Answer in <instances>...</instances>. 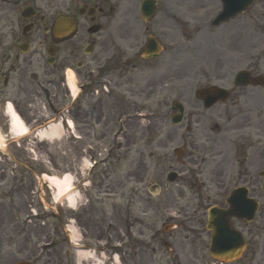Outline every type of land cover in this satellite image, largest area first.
<instances>
[{
	"label": "rangeland",
	"instance_id": "obj_1",
	"mask_svg": "<svg viewBox=\"0 0 264 264\" xmlns=\"http://www.w3.org/2000/svg\"><path fill=\"white\" fill-rule=\"evenodd\" d=\"M49 3L50 0L37 2L46 12L50 11ZM120 7L130 6L124 2ZM66 8L77 7L69 0H60V9ZM221 9L220 0H160L159 12L150 28L164 25L165 29L176 31L182 37L179 55L164 53L157 68L152 64L135 68L111 62L107 71L95 69L89 75L84 95L103 99L106 112L102 120L88 117L89 128L82 141L71 140L65 129V136L58 140L36 139L33 134L23 139L20 146L10 144L6 153L17 163L0 153V264H71L74 255L66 240V227L71 224L84 236L85 247L97 246L98 252L106 250L110 254L118 252L121 264H150L155 250L157 264H176V243L172 238H177L183 207L212 204L206 197L181 194L180 181L169 183L166 179L168 166L177 168L172 103L178 97H196L198 90L211 86L232 91L236 73L246 68L242 42L252 38L254 28L251 21L249 35L243 31V16L217 28L205 26ZM116 18L120 19L118 26L112 18L108 19L112 21L109 32L114 35L110 39L113 48L104 62L117 47L131 54L127 51L129 45L121 41L131 26L135 25L136 30L146 28L138 11ZM124 21L126 26H122ZM199 27L202 28L197 31ZM102 35L94 38L100 42ZM249 54L253 60L258 56L256 52ZM172 56L175 68L168 67ZM261 56L264 63V54ZM168 75L174 78L171 82L163 80ZM243 92L239 89L232 97H242ZM257 92L264 94V90ZM9 93L10 97L0 98V135L10 133L9 105L35 129L54 120L55 107L45 97L33 101V97H12ZM79 93L75 91L74 97H79ZM75 118L84 120L79 115ZM82 173H87L83 179ZM44 174L75 176V210L69 208L65 198L55 204L59 192L42 177ZM153 184L162 188L155 197L148 192ZM166 242L174 245L172 251Z\"/></svg>",
	"mask_w": 264,
	"mask_h": 264
},
{
	"label": "flooded vegetation",
	"instance_id": "obj_2",
	"mask_svg": "<svg viewBox=\"0 0 264 264\" xmlns=\"http://www.w3.org/2000/svg\"><path fill=\"white\" fill-rule=\"evenodd\" d=\"M69 1L77 8L61 10L60 0H50L51 8L46 12L38 7V0H0V98L10 97L9 91L12 97H33V101L46 97L57 107L58 115H65L63 108L66 106L65 117H70L84 138L83 133L89 128L88 117L98 116L102 120L106 112L103 99L83 94L93 70L104 68L107 71L111 69V62L135 68L152 64L157 68L164 53L180 54L179 39L182 37L174 30L165 29L164 25L152 29L149 24L144 30H136L134 25L128 35L121 36L131 54L117 47L114 55L104 62L113 48L110 39L114 35L109 32L112 21L108 19L112 18L118 26L120 19L116 17L126 18L129 12L140 14L142 1L117 0V4L110 0ZM151 1L156 5L152 22L159 12L160 0ZM124 2L130 7L122 9L120 6ZM20 6L19 14H15ZM78 6L81 7L79 10ZM90 9H94L91 16L88 15ZM63 15L78 19V27L72 36H64L56 30ZM241 16L245 17L241 25L246 34L249 35L252 28L250 22L254 23L252 38L242 42L245 50L242 60L253 84L241 88L245 91L242 97H209L217 99L211 106L205 101L206 97H178L180 122L173 139L178 152L177 168L172 171L180 178L182 194L187 190L193 197H206L208 203L213 202L212 206L227 211L226 198L235 189L243 188L248 192V198L259 202L260 208L252 223L236 218L231 220L232 229L239 234L242 243L225 250L219 244H224L222 241L227 232L208 229L210 206H185L180 213L177 238H172L177 247L178 264H264V94L257 92L264 90L261 56L264 54V23L261 22L264 21V0H256ZM126 25L124 21L122 26ZM205 26L212 27L211 23ZM92 28H98L99 32L91 33ZM102 33L103 40L99 42L94 36ZM151 37L160 44L163 52L158 59L146 60L143 53ZM212 39L217 41L215 37ZM251 52L258 53L255 60L249 54ZM174 64L176 60L172 56L168 67L175 68ZM258 77L263 86H256L255 83H260ZM71 78L75 81L74 86L70 84ZM172 79L169 75L163 78L167 82ZM77 88L82 92L78 99L72 97ZM78 115L84 120L78 121L75 118ZM99 124L98 120L94 125L98 127ZM213 244L214 253L220 257H232L235 254L230 252L236 248L240 251L244 247V250L230 263L218 262L210 254ZM156 256H151L150 264H157Z\"/></svg>",
	"mask_w": 264,
	"mask_h": 264
},
{
	"label": "bare ground",
	"instance_id": "obj_3",
	"mask_svg": "<svg viewBox=\"0 0 264 264\" xmlns=\"http://www.w3.org/2000/svg\"><path fill=\"white\" fill-rule=\"evenodd\" d=\"M7 115L10 117L11 119V133L13 135H19V136H24L25 135V127H24V123L23 120L21 119V117L18 115V113L15 111L14 107L12 105H9L8 107V112ZM62 128L60 125H51L48 129L43 130L40 135L39 138L41 140H47V141H53V140H58L62 138ZM2 136L0 135V144L2 142ZM85 162V161H84ZM45 179H47V181L51 182V184L53 185V188L55 190L59 189L60 191V199L61 200L64 196H66V198L68 199L69 202V207L71 209H75L77 207V202H78V198H77V194L76 192L73 193L72 191V183H74L75 178L73 175L71 174H65V176L63 178H59L58 176H49V175H44L43 176ZM70 230L75 234L76 231V227L75 226H71ZM78 233V232H77ZM80 233H78V236ZM76 235H74L75 237ZM82 255V264H84L85 261H87L88 263L90 262L88 259H91L89 256ZM94 262V264H98V261L92 260Z\"/></svg>",
	"mask_w": 264,
	"mask_h": 264
},
{
	"label": "water",
	"instance_id": "obj_4",
	"mask_svg": "<svg viewBox=\"0 0 264 264\" xmlns=\"http://www.w3.org/2000/svg\"><path fill=\"white\" fill-rule=\"evenodd\" d=\"M224 1H225V5H226V12L223 14V17L227 16L226 20H228L229 18H231V16H234V14H235V13H232V15L229 14V10L231 8H234L237 5L236 1H238L239 3H242V2H241V0H224ZM252 1L253 0H249L248 1V5H250L252 3ZM246 3L247 2H245V4ZM240 11H241V9L238 10L236 13H238ZM154 49H155V45L154 44H150V50H154ZM238 79L239 80L243 79L242 74H240L238 76ZM199 96L200 97H228L226 95V93H224V91H221V90L215 89V88L211 89L209 92L201 91L199 93ZM175 176L176 175L171 176L170 179L174 180ZM153 194L155 195V194H157V192H154ZM246 203L249 205V207L251 209V211L248 212V214H249V219L248 220L250 221L253 218V215H254L255 210H256L255 208L257 207V205L254 202H252V201H247L246 197H244L241 193L235 192L234 195H233V198L228 200V204H229V206H231V210L226 212V213L224 212V214H226V216L228 218H230L232 216H236L238 218H243L244 216L247 215V212L242 210L244 208L243 207L244 204H246ZM220 213H223V212H218L217 210L214 211L211 214V219L213 218V216L219 215ZM226 223H227V225L229 224L228 220H226ZM218 226L220 227V225H218ZM225 227L228 228L227 226H225ZM223 228H224V226H223ZM231 237L233 238L232 235H231Z\"/></svg>",
	"mask_w": 264,
	"mask_h": 264
}]
</instances>
